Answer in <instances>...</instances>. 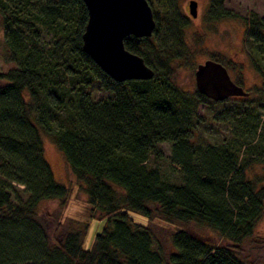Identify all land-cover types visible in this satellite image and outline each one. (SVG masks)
<instances>
[{
	"label": "trees",
	"instance_id": "16d2710c",
	"mask_svg": "<svg viewBox=\"0 0 264 264\" xmlns=\"http://www.w3.org/2000/svg\"><path fill=\"white\" fill-rule=\"evenodd\" d=\"M209 2L216 18H240L245 41L260 49L263 16L250 10L241 18L222 13L223 0ZM151 10L152 35H127L123 43L154 74L116 81L82 49L83 0H0V57L12 65L0 71V264H251L239 254L263 212L264 164L253 169L255 148L245 138L243 149L236 137L198 142V104L234 96L214 101L179 85L176 69L190 65L193 54L186 21L174 18L166 32L160 11ZM208 58L227 70L237 66L231 78L242 85L240 64L219 53ZM251 64L259 83L246 91L264 99V65L254 57ZM94 82L106 95L93 96ZM43 135L86 194L88 216L105 220L89 249L82 247L87 222L61 240L53 233L48 243L37 219L40 201L68 194L44 155ZM163 141L178 182L163 177L157 164ZM129 211L176 225L172 250L164 251ZM190 223L213 229L225 242L194 234Z\"/></svg>",
	"mask_w": 264,
	"mask_h": 264
},
{
	"label": "rangeland",
	"instance_id": "374dc122",
	"mask_svg": "<svg viewBox=\"0 0 264 264\" xmlns=\"http://www.w3.org/2000/svg\"><path fill=\"white\" fill-rule=\"evenodd\" d=\"M152 9L160 11L162 27L169 32L171 21L174 18L186 21L183 28L184 37L193 54L187 60L190 65H181L176 69V78L181 87L186 90L195 88L193 69L197 63L203 62L209 57L210 52L219 53L227 59L241 65L242 87L245 91L254 84L259 83V76L252 67L251 58L261 66L264 65V42L251 49L245 41L242 20L235 18H216V10L210 7L209 0H195L196 16L192 17L188 12V3L191 0H147ZM252 10L264 17V0H223L222 13H233L239 17H246ZM170 33L165 35L169 36ZM161 36V34H160ZM1 54V42H0ZM0 57V71L10 67ZM237 66L228 69L230 76L236 75ZM90 91L94 97L106 95V92L93 83ZM198 119L194 120L196 137L200 144L221 143L236 137L245 147L242 139H247L254 146L253 159L256 164L254 170L260 171L264 164V99L256 94L248 93L246 96H234L220 103H199L197 106ZM248 123L246 125L241 123ZM238 124L240 126H238ZM251 132V134H250ZM247 134V136L244 135ZM44 155L52 169L55 180L63 183L68 194L63 199H45L37 205V219L43 224L49 239L53 233L61 240L69 231L81 230L83 223L87 222V230L82 238V247L89 249L92 246L96 233L100 232L105 224L104 219L88 216L86 194L79 189L78 184L69 169L65 158L55 143L48 136H41ZM161 157L157 164L161 174L170 182L180 181L178 168L170 164V144L163 141L159 144ZM244 154V152H243ZM16 192L23 198L24 193L20 189ZM130 217L137 223L149 226L155 238L161 243L164 251H171L170 235L176 227L174 224L159 218L149 220L146 216L129 211ZM188 228L197 235L211 236L214 241L225 242L211 228L190 223ZM239 256L251 264H264V204L263 212L254 225L252 234L242 242V251Z\"/></svg>",
	"mask_w": 264,
	"mask_h": 264
},
{
	"label": "water",
	"instance_id": "95a60500",
	"mask_svg": "<svg viewBox=\"0 0 264 264\" xmlns=\"http://www.w3.org/2000/svg\"><path fill=\"white\" fill-rule=\"evenodd\" d=\"M87 22L82 33V49L112 79H150L153 70L142 57L124 47L127 35L149 37L155 21L147 0H83ZM196 1L188 12L196 16ZM195 89L214 101L230 96H246L247 91L231 78L226 66L211 58L197 63L193 70Z\"/></svg>",
	"mask_w": 264,
	"mask_h": 264
}]
</instances>
